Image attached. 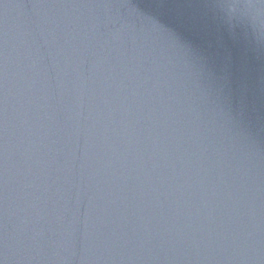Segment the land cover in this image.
I'll use <instances>...</instances> for the list:
<instances>
[{"label": "water", "instance_id": "95a60500", "mask_svg": "<svg viewBox=\"0 0 264 264\" xmlns=\"http://www.w3.org/2000/svg\"><path fill=\"white\" fill-rule=\"evenodd\" d=\"M0 264H264V0H0Z\"/></svg>", "mask_w": 264, "mask_h": 264}]
</instances>
